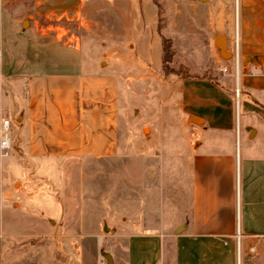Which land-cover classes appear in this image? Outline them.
Returning <instances> with one entry per match:
<instances>
[{"label":"crops","instance_id":"obj_1","mask_svg":"<svg viewBox=\"0 0 264 264\" xmlns=\"http://www.w3.org/2000/svg\"><path fill=\"white\" fill-rule=\"evenodd\" d=\"M104 1L0 0V126L11 122V148L0 156V264L10 242L41 225L31 216L41 174L51 188L70 162L117 154L126 30L116 28L115 73L24 20ZM170 2L161 1L158 38L170 41L172 61L175 43L182 54L179 102L192 135L176 140L175 172L167 165L160 227L139 215L118 224L127 242L119 263L264 264V0ZM129 31V46L151 60V35ZM241 111L250 120L243 128ZM258 135L262 145L254 144ZM43 201L49 213L64 207L56 195Z\"/></svg>","mask_w":264,"mask_h":264},{"label":"rangeland","instance_id":"obj_2","mask_svg":"<svg viewBox=\"0 0 264 264\" xmlns=\"http://www.w3.org/2000/svg\"><path fill=\"white\" fill-rule=\"evenodd\" d=\"M161 1L170 2L157 0L158 9L153 0H109L84 3L69 12L25 17L42 34L54 33L65 47L115 73L116 28L126 30L120 34V55L124 59L120 61L123 79L118 98V151L103 160L70 162L57 176L59 184L51 188L47 175L41 174L36 194L42 199L31 215L41 225L32 236L9 243L4 264H109V260L120 264L127 242L119 238L116 228L125 216L146 217L141 221H152L153 226L160 227V203L168 191L163 181L168 174L167 165L171 172L175 170L176 140L192 135L179 102V80L185 71L176 67L182 62L177 43V53L168 66L172 71L163 69L160 58L158 36L164 25L162 20H166L160 10ZM148 4L152 7L148 8ZM138 26L151 35L148 49L153 62L140 58L138 52L142 48L129 46V29ZM196 59L203 62L205 56L200 54ZM210 75L206 71L204 76ZM240 115L243 128L250 120L242 111ZM254 141L263 144L259 135ZM173 176L171 179L176 178ZM169 188L173 191L175 186ZM50 195H56L64 207L49 213L43 199ZM172 198L175 201V190Z\"/></svg>","mask_w":264,"mask_h":264},{"label":"built area","instance_id":"obj_3","mask_svg":"<svg viewBox=\"0 0 264 264\" xmlns=\"http://www.w3.org/2000/svg\"><path fill=\"white\" fill-rule=\"evenodd\" d=\"M11 122L3 119L0 126V156H6L11 148Z\"/></svg>","mask_w":264,"mask_h":264},{"label":"trees","instance_id":"obj_4","mask_svg":"<svg viewBox=\"0 0 264 264\" xmlns=\"http://www.w3.org/2000/svg\"><path fill=\"white\" fill-rule=\"evenodd\" d=\"M153 1L156 3V5H157V7L159 9V5L157 4L158 3L157 0H153ZM160 10H161V7H160ZM161 45H162V55H161V58H162V66H163V69L165 71H172L168 67L169 66V62L171 61L172 56H173V50H172V47H171V43H170V41L168 39H166L164 37H161ZM183 73L185 74V72H183Z\"/></svg>","mask_w":264,"mask_h":264},{"label":"water","instance_id":"obj_5","mask_svg":"<svg viewBox=\"0 0 264 264\" xmlns=\"http://www.w3.org/2000/svg\"><path fill=\"white\" fill-rule=\"evenodd\" d=\"M215 43H216L217 47L219 48V50L221 51V53L224 54L225 45L223 43V36L220 34L217 35L216 39H215ZM109 264H111V260H109Z\"/></svg>","mask_w":264,"mask_h":264},{"label":"bare ground","instance_id":"obj_6","mask_svg":"<svg viewBox=\"0 0 264 264\" xmlns=\"http://www.w3.org/2000/svg\"><path fill=\"white\" fill-rule=\"evenodd\" d=\"M193 119H194V117H193Z\"/></svg>","mask_w":264,"mask_h":264}]
</instances>
